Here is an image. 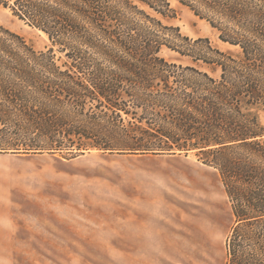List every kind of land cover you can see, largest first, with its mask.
Masks as SVG:
<instances>
[{
    "label": "trees",
    "instance_id": "16d2710c",
    "mask_svg": "<svg viewBox=\"0 0 264 264\" xmlns=\"http://www.w3.org/2000/svg\"><path fill=\"white\" fill-rule=\"evenodd\" d=\"M176 1L238 52L143 8L165 15L171 0H0L51 43L0 25V152H194L235 218L225 264H264V0Z\"/></svg>",
    "mask_w": 264,
    "mask_h": 264
},
{
    "label": "rangeland",
    "instance_id": "374dc122",
    "mask_svg": "<svg viewBox=\"0 0 264 264\" xmlns=\"http://www.w3.org/2000/svg\"><path fill=\"white\" fill-rule=\"evenodd\" d=\"M143 8L190 38L238 52L176 0L165 15ZM0 25L36 50L51 47L46 34L2 5ZM162 56L182 61L168 49ZM234 225L218 171L194 152L0 153V264H225Z\"/></svg>",
    "mask_w": 264,
    "mask_h": 264
},
{
    "label": "water",
    "instance_id": "95a60500",
    "mask_svg": "<svg viewBox=\"0 0 264 264\" xmlns=\"http://www.w3.org/2000/svg\"><path fill=\"white\" fill-rule=\"evenodd\" d=\"M1 153V152H0Z\"/></svg>",
    "mask_w": 264,
    "mask_h": 264
}]
</instances>
